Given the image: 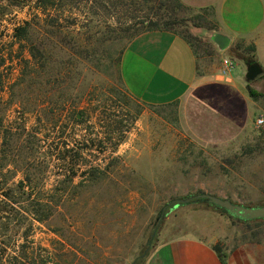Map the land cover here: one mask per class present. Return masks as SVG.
<instances>
[{
  "label": "rangeland",
  "instance_id": "rangeland-1",
  "mask_svg": "<svg viewBox=\"0 0 264 264\" xmlns=\"http://www.w3.org/2000/svg\"><path fill=\"white\" fill-rule=\"evenodd\" d=\"M71 10L77 20L62 24L74 43L59 44L53 55H28L16 42L11 55H1L0 156L4 128L23 132L21 149L11 147L0 168V264H143L154 245L181 236L206 240L223 254L264 244V219L239 220L206 201L166 208L159 217L171 199L200 192L264 205V123L255 124L264 117V70L247 82L244 59L226 57L255 92L249 123L228 139H200L175 105L131 96L119 60L151 21L168 23L192 46L200 71L215 69L219 57L207 37L212 12L174 0H79ZM30 12L29 5L0 0L1 47L13 42V28ZM240 48L253 57L251 44ZM19 181L33 187L30 196L15 189ZM7 188L9 197L2 194ZM27 197L53 202L55 213L37 221L8 206Z\"/></svg>",
  "mask_w": 264,
  "mask_h": 264
},
{
  "label": "crops",
  "instance_id": "crops-1",
  "mask_svg": "<svg viewBox=\"0 0 264 264\" xmlns=\"http://www.w3.org/2000/svg\"><path fill=\"white\" fill-rule=\"evenodd\" d=\"M179 1L191 9H209L210 31L230 38L224 50L212 43L218 66L200 71L192 46L180 34L166 29L145 30L121 52V82L143 103L175 105L181 122L193 136L228 139L249 123L253 102L247 85L231 69L228 75H222L221 67L226 57L242 60L240 55L245 53L241 45L251 44L254 48L250 55L264 70V0ZM198 30H193L194 34ZM143 264H264V244L243 243L223 254L206 240L181 236L154 245Z\"/></svg>",
  "mask_w": 264,
  "mask_h": 264
},
{
  "label": "trees",
  "instance_id": "trees-1",
  "mask_svg": "<svg viewBox=\"0 0 264 264\" xmlns=\"http://www.w3.org/2000/svg\"><path fill=\"white\" fill-rule=\"evenodd\" d=\"M18 4L29 5L30 6V16L28 19H24L20 24L16 25L13 28V34L11 37L14 39L12 43L8 44L7 48H3L0 45V67L4 64V58L1 55H11L13 52V45L17 42L19 43L20 49L24 47L28 53V55H53L54 49L59 44L62 46H68L70 43H74L71 39V36L64 31L65 25L62 24L63 21L71 22V24L77 20L76 17L73 16L72 6L77 3L79 0H15ZM82 1V0H81ZM99 0H86L90 4L97 3ZM178 6H184L179 0H174ZM174 7V6H173ZM67 11L68 15H62L63 11ZM90 12V11H89ZM1 15V13H0ZM73 23V24H74ZM149 26L146 27L145 30H153V29H166L171 30L168 23H162V26L158 27L157 23L149 21ZM143 30V31H145ZM173 31V30H172ZM138 34V33H137ZM136 35V34H135ZM15 41V42H14ZM24 42L26 45H22ZM253 45H251V49L253 50ZM61 49V47H59ZM18 55H22L21 50L18 51ZM242 59L246 63L253 61V57H244L240 55ZM0 74V91L2 90V78ZM18 80V79H17ZM20 82V81H19ZM18 81L13 83V86L19 84ZM250 95H255V92L252 91L251 88L247 87ZM12 101L5 103L3 109H6L10 106ZM12 131L10 127L4 128V133L2 134L1 141V156H0V168L6 167L7 165V156L10 148H14L19 151L22 145L18 144L19 138L23 132L19 131V128H14ZM21 129V128H20ZM12 131V132H11ZM27 150L35 149L33 146L25 147ZM28 151V152H29ZM34 161L29 160L26 161V177L27 181L30 182V178L34 176L30 170L34 167ZM12 174L15 170L10 171ZM27 185L23 181H19L16 185V190L19 191V194H26L30 196L32 193L33 187L27 186L30 190H26ZM2 190V187H0ZM13 189L7 188L2 194L3 196L9 197ZM195 195V194H194ZM192 196V195H189ZM186 196V197H189ZM183 197V198H186ZM10 200V199H9ZM192 200L195 201H206L205 199L194 198ZM191 200V201H192ZM189 201V202H191ZM182 203H175L170 205L169 210L174 208L176 205ZM9 207L15 208L18 207L19 210L27 212L37 221L46 220L52 217L55 213L56 208L55 204L51 201L42 202L38 199H25L24 202L11 201L8 204ZM214 206V205H212ZM216 207V206H215ZM219 208V207H218ZM225 211L223 208H219ZM226 212V211H225ZM213 248L219 252L217 246H213Z\"/></svg>",
  "mask_w": 264,
  "mask_h": 264
},
{
  "label": "water",
  "instance_id": "water-1",
  "mask_svg": "<svg viewBox=\"0 0 264 264\" xmlns=\"http://www.w3.org/2000/svg\"><path fill=\"white\" fill-rule=\"evenodd\" d=\"M208 39L217 47L218 50L226 49L230 44V38L220 32L209 31ZM263 69L261 65L253 60L246 63L245 80L250 82L256 77L261 75ZM194 198L205 199L206 202L212 204L216 207L223 208L229 215L239 219V220H253V219H264V205L261 206H245L240 203H235L229 198H223L211 193L200 192L195 195L186 198H174L168 203L163 205L159 212V217L161 218L166 208L175 203H188Z\"/></svg>",
  "mask_w": 264,
  "mask_h": 264
},
{
  "label": "built area",
  "instance_id": "built-area-1",
  "mask_svg": "<svg viewBox=\"0 0 264 264\" xmlns=\"http://www.w3.org/2000/svg\"><path fill=\"white\" fill-rule=\"evenodd\" d=\"M234 66V63L233 61H225L223 64H222V67H221V74L222 75H228L229 72H230V69H232ZM264 123V117L262 115L258 116L256 119H255V124L260 126L261 124Z\"/></svg>",
  "mask_w": 264,
  "mask_h": 264
}]
</instances>
